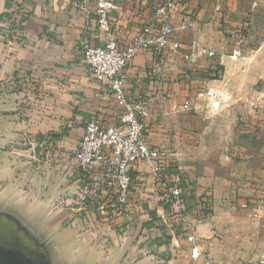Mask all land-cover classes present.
Wrapping results in <instances>:
<instances>
[{"label": "crops", "instance_id": "0c3cea01", "mask_svg": "<svg viewBox=\"0 0 264 264\" xmlns=\"http://www.w3.org/2000/svg\"><path fill=\"white\" fill-rule=\"evenodd\" d=\"M165 1L114 0L117 7L110 17L119 45H127ZM175 2L170 24L181 48L162 57L139 53L126 68L125 90L130 100L146 106L148 138L177 168L181 216L165 208V220L160 219V193L142 162L133 168L129 208L117 212L104 193L94 201H77L75 191L83 190L88 180L73 160L84 121L96 118L106 125L121 113L107 83L94 79L82 59L80 40L86 36L91 44L99 41L94 0H0V202L46 220L48 231L61 235L71 250H97L94 261L99 264H107L113 253L118 260L113 264L127 263V258L130 264H192L186 235L193 231L198 232L193 245L214 261L264 264L263 253L249 255L255 246L243 236L242 217L234 212L246 201L241 185L254 186L242 182L249 177L225 179L182 166L175 133L183 118L204 114L201 109H178L197 89L214 86L228 95V43L239 27L248 25V14L261 1ZM223 32L231 34L227 43ZM203 49L215 56L202 54ZM190 50L194 63L183 59ZM217 69L223 80L210 78ZM184 71L197 76L186 80ZM254 181L263 182L257 177Z\"/></svg>", "mask_w": 264, "mask_h": 264}, {"label": "built area", "instance_id": "2783aa9c", "mask_svg": "<svg viewBox=\"0 0 264 264\" xmlns=\"http://www.w3.org/2000/svg\"><path fill=\"white\" fill-rule=\"evenodd\" d=\"M116 7L114 0H94L92 13L98 44H91L86 36L80 40L83 63L94 79L107 83L121 113L115 121L106 125L96 118L84 121L83 135L73 152V160L77 172L86 174L88 180L83 190L75 191L77 201H94L104 193L109 195L111 205L117 212L129 208L128 195L133 180V168L135 164L142 162L149 168L160 193V219L165 220V208L181 216L182 188L177 168L169 161L168 153L164 149L151 144L147 134L150 114L146 106L130 100L125 90L126 68L139 53L152 52L162 57L181 48L180 43L173 39L175 30L170 24L169 16L175 10L176 2L166 0L156 7L152 21L144 25L124 46L119 45L114 35V21L110 17V12ZM232 44L231 58L237 59L243 48L242 35L236 33ZM201 53L208 57L215 56L214 51L205 49ZM183 59L194 63L196 56L190 50L183 54ZM189 72L183 73L186 80ZM223 86H227L226 81ZM224 98L222 90L205 86L197 89L193 97L186 98L178 109L184 112L201 109L204 114L217 113L222 109ZM96 171L99 174L90 178ZM197 234V231H193L186 235V239L192 244V264H223L214 261L193 245Z\"/></svg>", "mask_w": 264, "mask_h": 264}, {"label": "rangeland", "instance_id": "374dc122", "mask_svg": "<svg viewBox=\"0 0 264 264\" xmlns=\"http://www.w3.org/2000/svg\"><path fill=\"white\" fill-rule=\"evenodd\" d=\"M260 1L258 9L251 14L248 12V25L236 31L243 37L241 56L228 59L229 66H223L224 70L227 67L225 79L230 83L224 90L228 95L224 98L223 108L217 113L186 116L184 125L175 130L182 166L202 168L207 175L216 173L225 179L249 177L242 182L254 185H241L244 190L241 193L247 197L240 204H245V207L240 204L234 207V212L238 211L242 217L239 225L243 228V236L250 247L255 246L254 251L248 249L249 255L264 254V0ZM223 33L227 43L231 34ZM228 45L232 49L233 44L229 42ZM218 79L223 80L222 77ZM256 177L263 182L255 183ZM251 188L257 191L249 194L247 190L251 191ZM31 220L38 229L48 231V222L43 218L31 216ZM49 231L46 236L54 243L60 260L68 264H99L94 261L98 256L97 250H71L61 235ZM116 254H112L115 256L107 264L118 262ZM126 262L124 264H130L131 260L127 258Z\"/></svg>", "mask_w": 264, "mask_h": 264}, {"label": "water", "instance_id": "95a60500", "mask_svg": "<svg viewBox=\"0 0 264 264\" xmlns=\"http://www.w3.org/2000/svg\"><path fill=\"white\" fill-rule=\"evenodd\" d=\"M30 217L0 202V264H68Z\"/></svg>", "mask_w": 264, "mask_h": 264}, {"label": "trees", "instance_id": "16d2710c", "mask_svg": "<svg viewBox=\"0 0 264 264\" xmlns=\"http://www.w3.org/2000/svg\"><path fill=\"white\" fill-rule=\"evenodd\" d=\"M215 70V69H214ZM220 73L218 72V69L216 71H214V73L210 76V78H213V79H217L219 77ZM193 76H197V73L196 74H193V73H190L189 74V78L187 80H191L193 78Z\"/></svg>", "mask_w": 264, "mask_h": 264}]
</instances>
